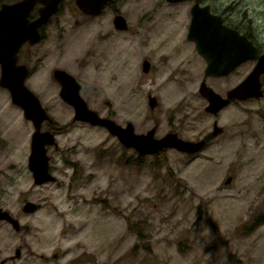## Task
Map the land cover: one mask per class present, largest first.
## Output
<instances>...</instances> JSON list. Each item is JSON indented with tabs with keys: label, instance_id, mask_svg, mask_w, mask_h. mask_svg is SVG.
Returning a JSON list of instances; mask_svg holds the SVG:
<instances>
[{
	"label": "rangeland",
	"instance_id": "rangeland-1",
	"mask_svg": "<svg viewBox=\"0 0 264 264\" xmlns=\"http://www.w3.org/2000/svg\"><path fill=\"white\" fill-rule=\"evenodd\" d=\"M123 5L133 25L150 2L142 0L139 8L136 0ZM233 9L227 20L264 48V0H235ZM76 16L58 30L57 41L41 44L50 49L39 73L47 79L41 94L66 123L59 148L49 150L57 178L35 183L27 168L29 140L16 139L18 169L0 172V203L19 218L22 228L0 220L1 258L13 256L7 264H264V94L222 109L217 119L225 132L199 152L168 149L160 158L138 157L107 128L74 120V109L61 100L52 69L65 67L75 74L91 108L124 125L131 121L136 132L159 122L156 135L163 134L187 106L186 123L179 125L183 135L194 137L211 130L215 119L205 112L207 100L198 91L205 63L192 57L186 66L187 86L176 89L174 80H165L174 60L160 70L163 62L156 56V71L144 75L135 35L123 33L118 53H106L103 31L97 30L105 16ZM167 32L175 36L184 29L171 23ZM90 44L98 53L92 58ZM253 66L254 61H244L232 73L208 82L225 89ZM150 93L159 103L155 110L147 102ZM26 200L39 208L25 213ZM17 247L22 249L19 257Z\"/></svg>",
	"mask_w": 264,
	"mask_h": 264
},
{
	"label": "flooded vegetation",
	"instance_id": "flooded-vegetation-1",
	"mask_svg": "<svg viewBox=\"0 0 264 264\" xmlns=\"http://www.w3.org/2000/svg\"><path fill=\"white\" fill-rule=\"evenodd\" d=\"M21 0H0V11L2 10L3 6L5 4H14ZM54 0H50V4ZM85 0H60L58 4V8L47 18L46 21L41 23L39 25V34L40 39L33 42L30 39H26L19 47L17 51V59L15 63V68L17 69L19 66L21 69H27V75L25 83L26 85L37 94L39 97L41 104L45 111H38L34 112V116L39 117L41 119L40 122L37 123L35 118L28 117L26 114V111L23 106L20 104L14 102L11 90L4 84H2V75H3V64L0 62V168L2 166H5L2 170H0L1 173L3 172H11L15 173L17 172V163L14 159H17V153L18 149L15 147H18V144L16 143V139L19 137H26L27 140H29V153H28V163L27 168L33 175V169L30 166V154L32 152V141L33 136L36 132L40 133H48V136H53L55 138L54 143L47 142L45 144V147L47 149V153L49 154V150L51 147L59 148V142H58V136L60 133H62V130L66 126V123H62L60 118L56 115L55 112H53L52 106L50 107L47 102L44 100L43 94V88L47 87V79L46 77L44 79L39 78V73L42 69L45 68L47 58L50 54V49L43 50V46L41 45L42 42H52V40H58L57 38V32L58 30L64 25L69 24L66 21L71 20V18L76 19V15H80L82 17L89 18V20L97 19L101 16H105V23L101 28H98L97 30H100V34L103 31L102 35V42H103V51L106 53H118L119 51V37L123 33H127L130 31L131 34L135 35V43L137 46V58H138V65L141 67L140 71L144 75H149L150 72L156 71V68H154L152 60H154V57L160 56L161 59L159 61H162L163 63L160 64L159 68L164 69L166 66V63L168 62L169 65L172 64V60L175 61V65H173L170 68V72L166 75L165 80L170 81L174 80L177 84L175 86L176 89L179 87H182L185 89L188 82V72L190 71L188 68H186L187 64L190 62L192 57L197 58L198 60H202L205 65V59L203 55H201L196 47L195 40L189 38V26L192 19V8L194 5H197L199 7H208V11L210 14L213 15H220L222 18V23L226 26L232 27L237 29L241 33H245V35L254 41L252 37L250 36V33L246 32L244 29L242 30L239 25L236 23H232V21H228L227 14L232 11H234V2L235 0H163V5L160 4L159 0H148L150 2L149 9L147 8L146 12H143V14H138V21H135V24L128 23L127 14L125 13L127 9L124 8L123 4H126V0L121 2V0H107L105 3L103 9L99 13H88L86 12L81 6L79 5L80 2L84 3ZM137 7L139 8L141 6L142 0H136ZM45 6V3L42 1H37L34 6L30 9L29 13L27 14V23H32L34 20L38 19L41 16V8ZM125 19V22L121 20V18ZM65 22H64V21ZM173 23L174 26H179L184 29V32L173 36L167 32V25ZM102 30V31H101ZM255 42V41H254ZM253 42V43H254ZM256 46L257 44L254 43ZM96 45L90 44L89 48V58L94 57L97 51H96ZM258 48V55L261 54L264 51V48ZM129 49V47H127ZM4 56H9V54H3ZM255 61L254 59H245L244 61ZM145 61L147 62L146 64ZM244 63V62H242ZM241 63V64H242ZM185 64V65H184ZM204 68L203 67V74L198 80V91L200 88V84L202 81H205L207 85H210L216 92L222 94L224 97L227 96V92L230 88L235 86L234 83L233 86H229L225 89H217L214 87L213 82H208L209 78H218L221 76H226L230 73H232L233 70L236 68H233L232 71H230L228 74L221 76H205L204 75ZM57 69H65V67L56 66L52 69V74L54 77L55 83L59 87V94L61 100L68 105H70L74 109V120L83 121L79 119H75V108L72 104L68 103L62 96H61V88L62 83L55 75V72ZM251 70V69H250ZM245 72V75H247L249 72ZM48 71V70H47ZM70 72L69 70H67ZM73 76L77 78L75 74L70 72ZM244 75V77H245ZM264 75L261 77L262 81V88H263V94H264ZM77 80L81 84V94L83 90L82 82L77 78ZM239 83V82H238ZM237 83V84H238ZM55 84V85H56ZM213 84V85H212ZM58 91V90H57ZM185 91V90H182ZM176 92V91H175ZM42 93V94H41ZM200 93V91H199ZM262 94V95H263ZM83 95V94H82ZM151 93L148 94L147 102L149 105V98ZM261 95V96H262ZM154 96V95H152ZM259 96V95H257ZM257 96L253 97H245V99H237L233 96L231 98L230 102L226 105H234L238 101H248L251 99L257 98ZM259 96V97H261ZM156 97V96H155ZM205 98V97H204ZM86 99V98H85ZM206 99V98H205ZM207 100V99H206ZM108 104H110V101H107ZM208 103V102H207ZM158 100L156 97V103L154 107L149 106L152 110H155L158 107ZM207 105V104H206ZM205 105V107H206ZM226 106L222 107L217 113H212L211 111H207L205 108V112L208 114H211L215 117L211 130H206L202 135L199 134V136L194 137H186L183 135V129L179 124L186 123L185 119L188 115V107H181L179 109V118L177 116L173 117L175 121H171L170 123H167V128L164 130L163 134L167 133H177L178 136L182 138H188L191 140H199L204 139L205 143L202 146L204 148L207 146L211 140L217 139L220 135L225 132V126L220 125L218 123L217 116L220 115L219 113L224 109ZM37 113V114H36ZM108 117H112L110 114L104 115ZM113 118V117H112ZM116 120V119H115ZM117 121V120H116ZM86 122V121H84ZM129 121H127L128 123ZM89 123V122H87ZM126 123V124H127ZM217 124L220 126L219 133L213 135L212 131L214 129V124ZM159 127V122L156 123ZM124 125V124H123ZM103 127V126H102ZM158 127L155 128V135L158 131ZM106 128V127H105ZM147 131V130H146ZM145 132V131H143ZM51 134V135H50ZM156 135V137L163 136ZM49 139V138H48ZM219 142V140H218ZM16 143V144H15ZM200 147V149H202ZM135 149V148H134ZM168 149H177L173 147H164L161 150H159L156 153L152 154H142L138 151V157L145 156V155H154V157L160 158L164 155V153L167 152ZM181 153L188 154L186 152H182L180 150H177ZM200 150H198L199 152ZM197 153V152H195ZM192 153V154H195ZM16 154V155H15ZM2 156H4V159H2ZM50 166L49 170L54 174V169L51 165V156L49 160ZM55 175V174H54ZM56 176V175H55ZM57 178V177H56ZM232 178L231 175L227 176L225 178L226 180ZM34 182L35 178L33 176ZM11 182H15V179L13 177H10ZM229 180V181H230ZM55 181V180H54ZM49 182V181H46ZM37 183V182H35ZM45 183V182H44ZM228 183V182H226ZM42 184V183H37ZM2 187V178L0 177V190ZM27 201V200H26ZM1 204V203H0ZM3 221H6L10 223L7 220L0 219ZM11 224V223H10ZM12 225V224H11ZM14 257L11 256L9 258H6L7 261L10 259H13ZM0 259H5L1 258ZM6 261V264H7Z\"/></svg>",
	"mask_w": 264,
	"mask_h": 264
},
{
	"label": "water",
	"instance_id": "water-1",
	"mask_svg": "<svg viewBox=\"0 0 264 264\" xmlns=\"http://www.w3.org/2000/svg\"><path fill=\"white\" fill-rule=\"evenodd\" d=\"M37 1H42L45 6L41 8V16L32 23H27V14ZM60 0H21L14 4H5L0 11V62L3 64L2 84L10 90L14 102L24 107L28 117L35 118L34 112L45 111L39 97L25 83L27 69L15 68L17 51L20 45L30 39L35 42L40 39L39 25L58 8ZM107 0H85L80 2L81 8L88 13H99ZM122 22L125 19L121 18ZM189 38L195 40L198 52L203 55L206 65L205 76H221L228 74L246 59H254L255 64L250 72L238 84L227 92V96L216 92L205 81L200 84V94L207 99L205 109L217 113L226 106L233 96L237 99L261 96L263 94L261 77L264 75V51L258 55V48L245 33L226 26L222 23L220 15L210 14L208 7L194 5L192 19L189 26ZM3 54H9L4 56ZM147 62L145 61L144 64ZM56 77L62 83L61 96L75 108V119L89 122L93 125L106 127L112 134L127 147H133L142 154L156 153L164 147L177 148L182 152L195 153L204 145V139L191 140L178 136L175 133L163 134L156 137L155 128L151 126L145 132H136L131 121L123 125L112 117L104 116L96 109L91 108L81 94V84L75 76L65 69H57ZM156 97L150 95L149 105L154 107ZM37 114V113H36ZM220 126L214 124L212 134L219 133ZM51 135V134H50ZM49 138V139H48ZM54 143L55 138L48 133L36 132L32 141L30 166L33 169L35 182L44 183L56 180V176L49 170L50 156L45 144ZM230 178L226 180L229 182ZM39 208V204L27 200L22 209L25 213H32ZM0 219L9 221L15 230H20L22 224L8 209L0 204ZM22 254L21 247L16 248L15 256ZM7 259H0V264H6Z\"/></svg>",
	"mask_w": 264,
	"mask_h": 264
},
{
	"label": "bare ground",
	"instance_id": "bare-ground-1",
	"mask_svg": "<svg viewBox=\"0 0 264 264\" xmlns=\"http://www.w3.org/2000/svg\"><path fill=\"white\" fill-rule=\"evenodd\" d=\"M127 72H128V71H127ZM171 95H172V94H171ZM171 95H170V96H171Z\"/></svg>",
	"mask_w": 264,
	"mask_h": 264
}]
</instances>
